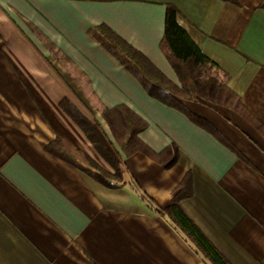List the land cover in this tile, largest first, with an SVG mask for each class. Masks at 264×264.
Here are the masks:
<instances>
[{
    "label": "crops",
    "instance_id": "1",
    "mask_svg": "<svg viewBox=\"0 0 264 264\" xmlns=\"http://www.w3.org/2000/svg\"><path fill=\"white\" fill-rule=\"evenodd\" d=\"M261 0H0V264H203L135 195L164 208L186 175L179 207L229 264H264V8ZM221 72L243 110L182 101L234 148L151 98L97 41L105 25L180 86L159 49L166 5ZM67 101L113 143L101 116L123 105L146 123L143 145L165 167L123 155L124 186L109 190L45 147L56 137L103 170Z\"/></svg>",
    "mask_w": 264,
    "mask_h": 264
},
{
    "label": "trees",
    "instance_id": "2",
    "mask_svg": "<svg viewBox=\"0 0 264 264\" xmlns=\"http://www.w3.org/2000/svg\"><path fill=\"white\" fill-rule=\"evenodd\" d=\"M220 1L240 5V0ZM260 6L264 8V0H261ZM96 32L99 45L134 76L151 98L182 112L193 124L239 156L237 151L209 122L195 116L182 104V101H190L237 111L242 110L238 97L226 87L224 80L221 79L218 67L200 52L178 24L177 10L174 6L166 5L163 36L159 49L175 72L179 87L107 26L97 27ZM59 105L113 172L103 170L86 154L72 149L57 137L45 147V151L77 168L106 189L117 190L125 185V168L114 145L125 156L142 153L153 161L164 164L165 167H171L176 162L177 149L174 145H170L160 153H155L141 143L138 134L145 130L147 125L123 105L101 111V116L110 129L114 145L97 125L88 122L67 101H62ZM130 185L133 186L132 190L135 195L145 203L147 209L161 216L189 245L203 264H229L179 207V202L191 195L189 175L183 178L174 196L164 208L158 207L149 199L134 181ZM91 264L98 263L91 261Z\"/></svg>",
    "mask_w": 264,
    "mask_h": 264
}]
</instances>
